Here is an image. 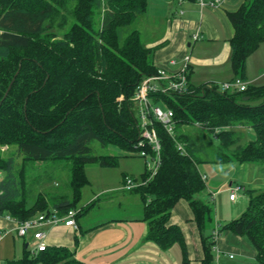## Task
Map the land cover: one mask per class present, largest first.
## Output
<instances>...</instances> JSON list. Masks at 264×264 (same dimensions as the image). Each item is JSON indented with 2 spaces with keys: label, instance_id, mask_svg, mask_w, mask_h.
<instances>
[{
  "label": "trees",
  "instance_id": "trees-1",
  "mask_svg": "<svg viewBox=\"0 0 264 264\" xmlns=\"http://www.w3.org/2000/svg\"><path fill=\"white\" fill-rule=\"evenodd\" d=\"M148 4L149 0H0V174H5L0 181V217L21 223L53 210L61 215L77 210L82 189L90 183L86 166L119 165L117 156L95 155L92 143L134 150L140 131L132 99L141 81L159 69L155 50L147 47L138 29L125 38L121 32L146 14ZM228 18L233 27V80L248 82V59L264 44V0H247ZM153 99L173 110L175 136L154 122L162 145L161 167L149 185L136 189L143 204L142 221L148 225L146 238L163 250L180 245L182 264H190L183 231L170 223L172 211L185 201L201 236L202 264H215L216 240L214 233L208 235L216 230L214 209L197 198L207 189L199 170L208 162L203 156L209 158L205 139L196 140L178 129L200 128L206 138H216L211 163L264 169V86L223 91L214 83L190 84L185 94ZM249 131L253 137L246 140ZM178 143L184 144L185 153ZM18 154L23 163L17 171ZM63 160L70 164L73 198L62 197L50 206L40 193L28 205L26 164ZM247 193L246 211L218 230L247 238L257 253L256 264H264V190ZM83 212L82 208L77 218ZM4 264L85 263L69 248L47 246L39 252L27 247L20 259Z\"/></svg>",
  "mask_w": 264,
  "mask_h": 264
},
{
  "label": "crops",
  "instance_id": "crops-1",
  "mask_svg": "<svg viewBox=\"0 0 264 264\" xmlns=\"http://www.w3.org/2000/svg\"><path fill=\"white\" fill-rule=\"evenodd\" d=\"M158 1L159 6L162 8L159 12L160 15H158L159 20H155L148 25L147 30L151 34V37H148L147 42H145L148 48L155 50L153 60L158 69L174 72L188 63L190 81V74L194 69L193 66L199 68L212 60L231 61L230 40L233 37V27L229 21L228 14L237 12L247 0H222L221 5L216 8L210 6L202 8L197 0ZM147 16L148 12L140 17L138 21L144 20ZM139 31L142 35V30ZM194 31L200 34V39L193 44H188L187 36L188 34H194ZM197 43L199 52L193 58L188 49L191 48L193 50L197 46ZM220 43L225 44L224 51L215 58L206 55L207 53L203 51V48L214 49V46ZM251 57L248 59L247 64L248 84H251V79L248 75V70L252 63L250 61ZM212 77L216 78L215 75ZM249 132L248 135L250 137L248 136V138L253 137L251 134L253 132ZM212 160L205 157L204 161L208 162L201 165L211 163L210 161ZM201 165L199 166V170L208 180V176L204 173L203 166ZM227 165L234 167L240 164L231 163ZM244 165L251 164H242L241 166ZM257 167L260 168L259 171L264 175V169L261 166ZM247 171H249V167H247ZM145 172L146 169L140 179ZM126 177L129 176L125 175L124 181ZM258 179L257 175L254 180L259 181ZM260 181L262 182V187L257 186L252 191L264 190V177H261ZM233 186L234 184L231 182L230 194L234 189ZM240 187L243 191V186ZM123 190L127 192L134 191H128L124 188ZM210 194L213 193L210 192ZM236 200L230 201L235 202ZM76 222L78 225L77 230L65 224L57 226L45 225L41 228V231L45 233V238L42 241H38L32 235L33 232H29L25 237L20 236L18 234V221L15 219L10 216L0 217V264L13 261L18 255H23L27 247L30 249L33 245L34 250L41 242H44L48 247L69 248L75 254V258L85 264L183 263V250L180 245L176 244L169 250H163L155 242L147 240L148 225L142 221V218L104 220L85 228L83 227L81 216L76 219ZM170 223L178 225L183 231L190 264H202L205 257L202 240L194 222L193 212L187 202L181 201L176 206L172 211ZM214 228H216V225ZM84 233L85 235H83ZM222 234L217 238L214 249L217 257L219 255L220 264H240L242 259L256 261L257 253L244 237L237 236L231 232H224V237ZM28 237L33 238L30 243L27 242ZM230 255H234V259H230ZM239 259H241L240 262Z\"/></svg>",
  "mask_w": 264,
  "mask_h": 264
},
{
  "label": "rangeland",
  "instance_id": "rangeland-1",
  "mask_svg": "<svg viewBox=\"0 0 264 264\" xmlns=\"http://www.w3.org/2000/svg\"><path fill=\"white\" fill-rule=\"evenodd\" d=\"M161 2V0H160ZM159 6L158 0H149L148 4V16L145 17V21L142 19L130 28L124 29L121 32L122 38H125L127 34L135 29L142 30V40L147 42L148 37L151 34L148 32L147 27L155 20H159L158 15L162 8ZM157 18V19H156ZM72 23L75 22L73 19ZM59 33V37H62V33ZM197 31H194V34ZM188 34V44H193V35ZM146 44V43H145ZM147 45V44H146ZM225 44L220 43L213 48H203L208 56L215 58L221 52L224 51ZM193 58L199 52L198 43L193 50L188 49ZM202 50V48H201ZM223 55V54H222ZM251 57L252 63L248 70L251 84L255 86H264V44L257 53ZM253 59V60H252ZM193 72L190 74L191 85L200 87L203 84H217L221 86L224 83L231 82L234 79L231 61H215L212 60L206 65L199 68L193 66ZM215 75L216 78L212 76ZM251 76V77H250ZM180 134L193 135L198 139L204 137V146L206 148V154L209 158H215V147L217 146V140L215 137L206 138L208 135L203 129L194 127H180L178 129ZM250 133V132H249ZM246 140L248 132L245 133ZM253 135V133H251ZM250 137V136H249ZM245 140L246 143L247 141ZM93 153L95 155L104 156H117L119 159V165L115 168H103L100 164H89L85 168L86 175L89 179V184L82 189V198L78 204V209H84L81 215V221L83 227L93 226L104 220L116 219H135L142 218V200L141 195L136 189L133 192L124 191V176L127 175L134 179L140 180V177L145 171V161L138 156L135 150L127 151L119 146L103 147L99 142L92 143ZM7 150V148H4ZM14 153L17 152V148L12 149ZM199 155H202L200 153ZM205 158V156H203ZM22 156L16 155L15 166L18 171L22 166ZM27 165V179H28V205H33L40 193L44 194L50 204L57 203L62 197L66 200H71L72 189L70 186V164L66 161H47L33 163L29 162ZM202 169L208 176L207 189L205 192L199 194L197 198L202 202L210 204L214 209L216 230L219 229L226 222L239 219L246 211L249 195L247 191H250L257 186H261V177H264L260 168L256 165H235L234 167L227 164H213L206 163ZM249 167V171H247ZM251 170V171H250ZM258 170V171H257ZM260 173V174H259ZM248 174V176H246ZM258 175L259 181L254 180ZM5 178V174H0V181ZM233 182L234 188L243 186L244 190L236 194L237 200L235 202L230 201V183ZM262 187V186H261ZM212 192L213 194H210ZM212 230L208 231V235H212ZM34 236V234L32 233ZM85 235V233L83 234ZM225 236L224 233L222 234ZM232 237L233 234H231ZM232 239V238H230ZM248 243L250 241L245 238ZM33 240L32 237H28V243ZM251 245V243H250ZM178 247V246H177ZM33 245L30 250H33ZM214 249V248H213ZM22 255H18L14 260H18ZM215 264L217 260V253L214 252ZM241 259H239V262ZM240 264H256V261L242 259Z\"/></svg>",
  "mask_w": 264,
  "mask_h": 264
},
{
  "label": "built area",
  "instance_id": "built-area-1",
  "mask_svg": "<svg viewBox=\"0 0 264 264\" xmlns=\"http://www.w3.org/2000/svg\"><path fill=\"white\" fill-rule=\"evenodd\" d=\"M197 1L202 8L205 6L216 8L222 3V0ZM198 39H200V34H194L193 40L197 41ZM188 71V63L174 72L159 69L157 74L145 77L138 86L137 92L132 100L136 104L137 127L140 131V139L134 146V150L145 161V174L147 176L145 178L142 177L140 180L126 177L124 189L133 191L145 187L158 175L162 162V145L154 127V122H160L173 137L175 136V122L173 110L167 106L155 104L153 96L159 95L172 98L174 95L187 93L190 87ZM248 86L249 84L247 82L241 79H235L231 82L224 83L221 89L223 91H245ZM178 148L185 153L184 144L178 143ZM203 177L207 180L206 176L203 175ZM240 191H242V188L236 186L230 194V200H236V194ZM79 212V210H70L65 215H61L59 211L53 210L50 214H40L35 218L18 223V234L25 237L29 232H33L34 238L42 241L45 238V233L41 231V228L45 225L57 226L65 224L77 230L78 225L76 219ZM219 236V230L217 229L214 231V239L217 240ZM46 247L45 243L41 242L34 251H44ZM230 259H234V255H230ZM216 264H220L219 255Z\"/></svg>",
  "mask_w": 264,
  "mask_h": 264
},
{
  "label": "water",
  "instance_id": "water-1",
  "mask_svg": "<svg viewBox=\"0 0 264 264\" xmlns=\"http://www.w3.org/2000/svg\"><path fill=\"white\" fill-rule=\"evenodd\" d=\"M10 88H11V86H10ZM10 88H9V90H10ZM9 90H8V93H9ZM8 93H7V94H8Z\"/></svg>",
  "mask_w": 264,
  "mask_h": 264
}]
</instances>
